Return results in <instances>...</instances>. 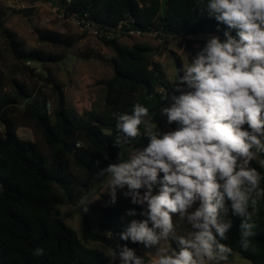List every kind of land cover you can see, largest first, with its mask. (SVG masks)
Listing matches in <instances>:
<instances>
[{"label":"clouds","instance_id":"9594fccd","mask_svg":"<svg viewBox=\"0 0 264 264\" xmlns=\"http://www.w3.org/2000/svg\"><path fill=\"white\" fill-rule=\"evenodd\" d=\"M195 3L217 31L224 25L223 39L209 35L203 46L194 45L195 55L181 47L190 62L175 70L159 110L176 127L162 131L139 102L130 112H114V145L131 147V156L120 154L95 173L110 177L107 204L120 192L140 208L142 219L135 209L125 211L119 239L154 248L156 264H231L233 248L221 241L229 240L233 218L240 220V249L259 251L252 238L264 203V172L253 162L264 157V0ZM141 138L146 145H132ZM94 201L85 196L78 205L86 213ZM104 235L113 238L111 230ZM107 255L110 262L145 264L126 244L108 246Z\"/></svg>","mask_w":264,"mask_h":264},{"label":"trees","instance_id":"16d2710c","mask_svg":"<svg viewBox=\"0 0 264 264\" xmlns=\"http://www.w3.org/2000/svg\"><path fill=\"white\" fill-rule=\"evenodd\" d=\"M28 1L32 5L51 3L66 13L88 14L96 23L111 27L125 22L124 29L152 27L163 36L189 39L202 34L223 39L224 25L217 31V23L202 16V6L198 7L195 0H167L163 15L160 0H140V3L135 0ZM5 23L0 6V38L3 39L0 43V264H108L103 250L86 246L66 224L61 208L66 204L76 205L81 196L95 186L100 180L95 175L99 169L117 163L120 154L127 158L131 153L129 146L114 145L119 135L112 116L114 112H130L132 105L139 102L149 107L162 131L176 127L168 125L166 118L159 114L164 105L163 96L166 90L171 91L170 86L158 75L148 47L133 44L127 48L116 39L101 40L114 52L110 59L113 75L100 82L104 108L73 114L66 107L65 93L58 80L43 66L39 69L30 64L62 62L76 41L53 31L36 30L38 42L61 48L64 53L26 49ZM5 55L11 60L9 66L3 63ZM21 75L27 76L30 83L17 78ZM45 88L52 91L55 101L51 113L45 108ZM160 88L165 92H158ZM20 126L40 132L47 152L36 142L22 139L17 134ZM131 143L139 148L146 145L147 140L141 138ZM105 154L108 159L104 158ZM259 160L261 164L253 162V166L264 172V157ZM104 178L107 180L109 176ZM261 186L264 187V183ZM102 197L101 204L88 208L86 213L79 211L83 240L107 248L126 244L138 254L143 246L120 240L118 234L123 231L121 217L125 211L135 209V218L142 219L140 208L122 195H117L114 205L106 203L107 194ZM127 219L125 217V221ZM233 219L235 226L229 240L221 241L233 248L230 260L239 255L252 264H264V203L259 206L257 215L258 235L252 238L259 249L257 254L240 249V220ZM109 230L113 235L110 240L104 235ZM36 248H43L44 255H34Z\"/></svg>","mask_w":264,"mask_h":264},{"label":"rangeland","instance_id":"374dc122","mask_svg":"<svg viewBox=\"0 0 264 264\" xmlns=\"http://www.w3.org/2000/svg\"><path fill=\"white\" fill-rule=\"evenodd\" d=\"M0 6L4 10L6 27L17 35L26 49L45 50L54 54L64 53L61 48H54L48 44L38 42L36 30L53 31L71 37L76 41L73 47L66 53V58L62 62L46 63L44 65L31 63L30 66L39 69H42L43 66L45 70L50 71L51 76L55 77L63 88L66 107L73 114L80 115L83 111L103 110L104 90L100 82L110 79L113 75L110 61L114 56L112 49L106 47L101 40L81 32L69 22L59 20L55 14L56 6L51 3H35L32 5L28 0H0ZM29 10H31V13H29ZM208 36L197 35L189 39L163 36V39H158L145 35L141 37L121 38L118 42L121 46L127 48H130L133 44H142L148 47L151 50L149 51L152 55L151 60L156 65L158 75L172 89L175 83L173 78L175 70L190 62L189 56L181 51V47H184L186 51L195 55L197 49L194 45L203 46ZM2 42L3 39L0 38V43ZM3 63L9 66L11 64L10 58L5 55ZM17 78L24 80L28 84L30 83V79L27 76L21 75L17 76ZM44 93L46 98V111L51 113L55 107L52 91L45 88ZM167 130H171V128L165 131ZM17 134L22 139L36 142L47 152L41 134L36 129L20 126ZM130 156L131 153H129L128 157ZM254 162L261 164L260 160ZM74 171L77 174L80 173L75 168ZM80 176L84 180L83 175L80 174ZM109 180L110 177L107 180L104 178L97 191L88 196L90 200H96L89 204L88 208H91L95 204H101L102 196L106 194L104 192ZM117 195H121V193L118 192ZM74 206V204H66L61 208L62 216L66 224L76 232L82 243L88 247L103 250L108 257L106 246L83 240L81 234L82 216L78 210H74ZM183 227L180 225L177 226L176 231L178 235L183 234ZM155 252L156 250L154 248L149 251L141 249L137 255L143 256L145 264H156L157 256ZM108 264H119V261L110 262L108 257ZM231 264H249V261L239 255H235L231 260Z\"/></svg>","mask_w":264,"mask_h":264},{"label":"built area","instance_id":"2783aa9c","mask_svg":"<svg viewBox=\"0 0 264 264\" xmlns=\"http://www.w3.org/2000/svg\"><path fill=\"white\" fill-rule=\"evenodd\" d=\"M69 1L70 0H66L67 3H69ZM135 1L140 3V0ZM55 14L59 20L69 22L81 32L102 41H111L114 39L120 40L121 38L141 37L145 35H148L152 38L163 39V34L152 27H147L144 29H124L126 25L125 22H119L116 26L111 27L96 23L94 20L89 18L88 14L76 15L74 13H66L63 9H59L58 7H55ZM158 92L164 93L165 90L160 88Z\"/></svg>","mask_w":264,"mask_h":264},{"label":"water","instance_id":"95a60500","mask_svg":"<svg viewBox=\"0 0 264 264\" xmlns=\"http://www.w3.org/2000/svg\"><path fill=\"white\" fill-rule=\"evenodd\" d=\"M166 7H167V0H160V12L161 14L163 15L165 13V10H166ZM105 177V176H104ZM104 177L100 178V180L96 181L95 182V186L93 188H90L88 189V191L83 194L81 196V198L85 197V196H89L91 195L92 193H95L100 185V183L103 182L104 180ZM81 200V199H80ZM79 202L74 206V210H78V211H83L82 210V206L78 205Z\"/></svg>","mask_w":264,"mask_h":264},{"label":"crops","instance_id":"0c3cea01","mask_svg":"<svg viewBox=\"0 0 264 264\" xmlns=\"http://www.w3.org/2000/svg\"><path fill=\"white\" fill-rule=\"evenodd\" d=\"M199 35H202V34H199Z\"/></svg>","mask_w":264,"mask_h":264}]
</instances>
